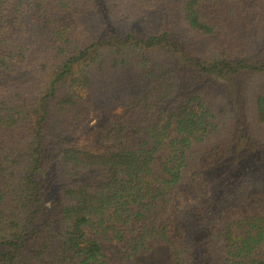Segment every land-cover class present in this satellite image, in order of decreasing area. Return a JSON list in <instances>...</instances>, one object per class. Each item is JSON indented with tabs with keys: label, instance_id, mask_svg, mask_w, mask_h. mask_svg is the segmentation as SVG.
I'll list each match as a JSON object with an SVG mask.
<instances>
[{
	"label": "trees",
	"instance_id": "1",
	"mask_svg": "<svg viewBox=\"0 0 264 264\" xmlns=\"http://www.w3.org/2000/svg\"><path fill=\"white\" fill-rule=\"evenodd\" d=\"M112 1L0 0V264H112L96 237L127 264L152 243L169 247L171 264H264V181L250 192L247 165H260L264 148V0H185L189 31L218 38L204 56L175 31L80 32ZM220 82L250 92L237 113L254 136L253 154L240 150L241 165L215 174L189 152L225 131L223 110L240 101L215 98ZM88 93L102 152L69 142ZM223 188L225 205L214 197ZM195 191L216 204L207 222L191 224L183 208Z\"/></svg>",
	"mask_w": 264,
	"mask_h": 264
},
{
	"label": "rangeland",
	"instance_id": "2",
	"mask_svg": "<svg viewBox=\"0 0 264 264\" xmlns=\"http://www.w3.org/2000/svg\"><path fill=\"white\" fill-rule=\"evenodd\" d=\"M184 2L185 0H118L112 1L113 5L109 6L100 3V7L96 6L93 8L89 13V17L84 22L80 21V32L86 31L87 26H92V28L95 29L100 25H105L107 29L120 35L127 31H132L138 35H150L160 30H168L169 32L175 31L179 34L178 38L182 40V43L193 46L191 48H193L195 53L200 56L207 55L210 49H214V47L218 45V38L201 36L189 31L182 13ZM247 50H251L250 47ZM237 83V85L233 84L232 86L229 82H220L219 85L221 86L218 85L217 88H215L217 89V93L214 94V97L218 98V100H221L218 94H224L225 92L233 95L239 92L241 97L239 102H234V100H232V102L227 103L229 106L223 110L224 114L228 115V119L225 118L224 120L225 131L213 137L210 143L207 144L205 142L204 144L196 145L189 152L192 156H195L196 164L200 163L202 172L208 170V168H212L214 169V173L215 171L220 173L222 168L230 163L241 165V158L236 156V153L240 150L241 154H247V156L253 154L251 153V144L249 142L254 136V130H251L249 125L244 124L245 115H243V113L240 115L237 113L247 108L250 92L242 96V93H240V89L242 88L241 84L239 82ZM81 93H83V91ZM88 96L89 101L84 104L87 117L83 124L71 127L68 134L69 142L82 151L102 152L104 150V145L99 141L100 145L95 143L100 131L95 126L96 120L94 119L100 114L101 109L98 108L90 93H88ZM137 96V93L130 94L125 98L126 100L122 102H124L125 105H130L136 100ZM92 98L93 102L90 101ZM214 105L218 106L219 110H221L225 106V103L219 102L214 103ZM120 107L122 106L116 104L111 105L110 108H114V110H112L114 116H119L122 111ZM159 107L163 106L159 105ZM156 109L158 110L159 108ZM129 121L138 123L140 118L138 116H132ZM238 128L241 129V133L236 131ZM243 134L244 137H242ZM132 135L131 133L130 136ZM135 136H139H132L135 142L142 138L141 134ZM255 153L256 155L260 154L258 151ZM262 153L259 161L260 165L254 164V159L247 162L249 166L254 165V168L248 167L251 170L250 179L255 184L250 192H257L256 190H258L259 184L264 181V148ZM211 154H214V157ZM158 160H160V157H158ZM189 164L196 165L194 162H189ZM216 177L219 176L216 175ZM212 188L216 189L214 186H212ZM217 191H214V197H218L219 200H222L220 204L225 205L227 202L225 201L227 198L225 194L229 193V191H227L226 188L220 190L219 193H217ZM207 201L208 199L206 197H201L200 192L195 191L194 193L188 192L185 194L183 208L192 218L190 219L191 224L193 221L195 222V219L198 222H201L203 218L204 222L208 221V216L213 213L212 209L216 208V204ZM200 237L203 238V234H198L197 238ZM96 239L106 257L112 260V264H127L117 257L120 246L115 244V242L105 241L102 237H96ZM170 254L171 252L167 245L152 243L145 251L137 254L135 257L141 264H171L172 257Z\"/></svg>",
	"mask_w": 264,
	"mask_h": 264
}]
</instances>
